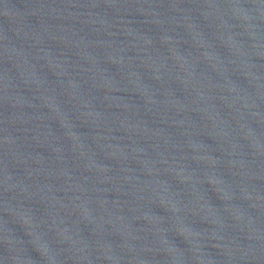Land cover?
<instances>
[{
    "label": "water",
    "instance_id": "1",
    "mask_svg": "<svg viewBox=\"0 0 264 264\" xmlns=\"http://www.w3.org/2000/svg\"><path fill=\"white\" fill-rule=\"evenodd\" d=\"M9 264H264V0H0Z\"/></svg>",
    "mask_w": 264,
    "mask_h": 264
}]
</instances>
